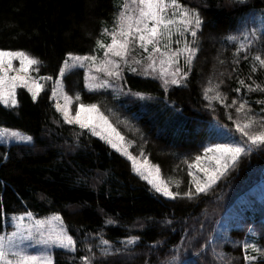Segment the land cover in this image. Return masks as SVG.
<instances>
[{"label":"trees","instance_id":"16d2710c","mask_svg":"<svg viewBox=\"0 0 264 264\" xmlns=\"http://www.w3.org/2000/svg\"><path fill=\"white\" fill-rule=\"evenodd\" d=\"M181 2L196 8L204 21L198 33L199 51L186 88L174 89L166 98L154 83L131 76L125 67L119 84L127 92L137 91L157 98L152 104L139 100L129 105L121 92L114 89L106 94L89 92L84 87L80 70L67 73L70 95L75 98L79 93L80 102L99 104L103 114L125 137L130 153L137 157L144 155L160 169L161 178L170 190L181 195L173 200L156 193L133 170L126 156L100 138L91 137L87 130L77 139L81 130L63 122L50 99L51 81L43 80L44 87L35 102L27 90L18 88L17 108L0 105V128L34 137L32 144H0V231L11 226L13 214L32 211L35 217L44 218L59 213L77 241V250L56 249L54 264H84L80 259L83 255H92L96 264H173V256L177 258L175 264H183L184 260L201 264L202 258L196 254L208 242L212 234L209 230H213L215 221L233 207L232 218L225 219L231 229L224 236L250 245L263 243L264 187L254 188L256 191L252 195L245 187H237L251 171L250 165L252 169L263 165L260 162H264V153L257 154L258 157H244L238 167L222 177L207 194L188 199L183 193L189 190L192 180L188 164L196 155H203L204 146L240 139L233 120L243 122L246 117L244 113H236L238 104L228 108L225 104H231L233 98H243L248 101L245 111L250 107V115L264 114L261 113L264 104L257 103L264 101V91H249L238 83L243 79L245 84L264 87V69L257 65V71L251 72L252 56L264 49V45L258 38L249 51L234 55L238 42L225 39L232 34L243 40L245 30L253 28L258 30V37H264V17L256 11L264 10V0H248L244 5L233 4L231 0ZM120 3L122 0H0V48L25 50L38 58L41 64L38 72L36 66L33 67L30 72L33 77H56L66 53L92 54L97 39L110 41L107 34L101 35V29L112 30L113 17L118 10L114 5ZM215 38L219 41L215 42ZM140 53L137 50L138 58ZM95 54L102 57L103 51L97 49ZM260 54L264 55V51ZM237 87L241 88L239 93L234 91ZM206 88L213 89L209 96L218 90L227 99L223 104L205 99ZM110 103L115 108L109 107ZM106 108L111 109L107 111ZM122 114L134 128L127 124ZM197 126L200 128L198 134L195 132ZM166 149L176 151L175 162L163 156ZM192 171L203 178V173ZM209 201L220 205L213 211L214 220L205 221L204 216L201 217L199 225L205 229L202 232L191 224L200 220L197 209L204 208L203 204ZM132 236L139 240L128 244ZM194 236L199 249L171 250L190 244ZM104 239L109 245H103ZM105 248L107 252H102ZM134 250L141 255L125 262L120 260ZM208 252L206 257L212 258ZM229 252L237 264H246L243 247L239 245L234 253L233 249ZM248 253L258 256L256 264H264V256L252 248Z\"/></svg>","mask_w":264,"mask_h":264},{"label":"snow or ice","instance_id":"6c2138e0","mask_svg":"<svg viewBox=\"0 0 264 264\" xmlns=\"http://www.w3.org/2000/svg\"><path fill=\"white\" fill-rule=\"evenodd\" d=\"M231 2L244 5L248 0H231ZM114 7L118 10L113 17L112 30L109 31L106 27L101 29V35L107 34L110 41L103 42L97 39L92 54L66 53L54 80L52 76L33 77L29 74L33 66H36L37 72L39 71L41 61L27 51L0 48V105L9 109L17 108L18 88L26 89L35 102L43 89V85L38 81L53 80L50 99L57 101L54 105L55 109L61 114L65 124L79 127L81 133L77 134V139L84 130L90 132L92 136H98L117 152L125 155L131 161L133 170L146 180L156 193L175 200L181 193L170 190L168 183L160 178V169L149 167L146 161L138 162L137 157L125 146V137L109 123L96 103L80 102L79 93L73 98L64 91L63 77L68 71L84 69V87L89 92L108 88H113L115 91L113 81L123 80V65L133 73L142 72L144 75H152L158 72L165 92L170 85L186 86L184 81L187 80L199 51L198 33L202 30L204 21L196 8L189 7L181 0H122V3ZM256 11L264 17V10L256 9ZM258 38L264 45V37H258V30L255 28L245 30L243 40L232 34L225 37L227 41L238 42L234 55L241 51H249L250 46L256 43ZM173 44L176 47H173ZM97 49L103 51L102 57L95 54ZM137 49L141 50L139 58ZM261 51L264 49L258 50L257 54L252 56L251 72L257 71V65L260 69H264V55L260 54ZM181 58L187 70L180 66ZM244 59L247 60L248 56L245 55ZM14 61L19 62L18 68L14 67ZM10 73L14 74L10 75ZM93 73H103L104 78ZM238 83L249 91H264L261 85L255 84L254 87L253 84H245L243 79ZM218 87L219 85L217 89ZM212 91L211 88L204 90L205 99L217 100L223 104L227 99L226 95L217 90L214 95L209 96V92ZM234 91L239 93L241 88L237 87ZM133 95L141 99L145 98L143 93L137 92ZM61 99L63 103L59 102ZM73 99L78 102L74 114ZM257 103L264 104V101ZM237 104L239 106L235 108L236 113H244L246 117L243 122L239 119L233 120L235 133L240 135V139L211 142L203 147V155H196L188 164V175L192 180L189 190L183 193L188 199L207 194L222 177L235 170L244 157L254 151H264V114L258 117L250 115V107L245 111L248 101L243 98H233L231 104H225V108ZM261 113H264V107L261 108ZM228 118L232 120L231 114ZM231 131L229 129V132ZM12 141L17 144H32L34 137L21 134L18 130L0 128V144ZM193 169L197 173H203V178L194 174ZM11 221L13 230L0 231V264H54L56 249L68 252L77 250V241L69 233L59 213L36 219L32 211H24L13 214ZM138 240L139 237L132 236L128 238L127 243L133 244ZM102 243L107 246L110 242L104 239ZM249 248L262 256L264 250L255 244L244 243V261L246 264H256L258 256L249 255ZM101 251L107 252V249ZM88 252H92L91 247L88 248ZM218 255L224 259L223 253ZM80 259L84 264H96L92 255H83ZM176 259L175 256L172 257L173 264ZM224 264H231V260H225Z\"/></svg>","mask_w":264,"mask_h":264},{"label":"rangeland","instance_id":"374dc122","mask_svg":"<svg viewBox=\"0 0 264 264\" xmlns=\"http://www.w3.org/2000/svg\"><path fill=\"white\" fill-rule=\"evenodd\" d=\"M188 1V0H187ZM192 1H194V0H192ZM240 31V30H239ZM190 37V36H189ZM199 38V37H198ZM189 40H191V37L190 38H188ZM216 40L217 41H219L218 39H214V41L216 42ZM138 51H141V50H139V49H137ZM182 59V58H181ZM13 64H14V67H16V68H18L19 67V62L18 61H14L13 62ZM61 66V65H60ZM133 66H136V65H133ZM180 66L182 67V68H185V70H187L186 69V67H185V65H184V63H183V59H182V63L180 64ZM34 67V66H33ZM122 67H123V69H126L123 65H122ZM60 68V67H59ZM76 70H80L81 71V73H83V77H84V69H76ZM127 71H129V70H127ZM30 72H32V69L30 70ZM58 72H59V69L57 70V72H56V74L58 75ZM69 72V71H68ZM67 72V73H68ZM130 72V74H131V76H135L136 78H139V79H141L142 81H150V82H152V83H154L158 88H160L161 90H162V92H163V94H164V96L166 97V98H168V96H167V94L169 93V92H172L174 89H177V88H186V86H175V85H170L169 86V88H168V91L167 92H165V90H164V87L162 86V81H161V79L159 78V73L157 72V73H153L152 75H144L142 72H137V73H133V72H131V71H129ZM66 73V75L63 77V85H64V91L65 92H67V94L69 95V96H71L70 95V93L67 91V90H70L69 89V87H68V85H67V81H68V79H69V73L67 74ZM12 74H14V73H10V75H12ZM30 74V73H29ZM93 74H96V75H100L102 78H104L103 77V73H93ZM31 76H32V74H30ZM57 75H56V77H57ZM56 77H53V80L56 78ZM53 80H50L52 83H51V85H50V93H51V89H52V85H53ZM39 83H41L42 85H43V87H44V82H43V80H40V81H38ZM113 83L114 84H116V86H115V91L117 92V93H119V80H115V81H113ZM184 85H186V81H184ZM23 90H26V89H23ZM110 90H113V88H108V89H101L100 91H96L95 93H104V94H106V92H108V91H110ZM49 91V90H48ZM121 92V94H122V96L125 98L124 100H126V104H129V105H131L132 103H135V102H138L139 100H144V101H146V102H149V103H151L152 104V102L154 101V100H156L157 98L156 97H154V98H151V96H150V94H146V93H143L144 94V97L145 98H143V99H141V98H139V97H137V96H135V95H133L134 93H137V91H131V92H127L126 90H122V91H120ZM92 94L94 93V92H91ZM139 93H141V92H139ZM53 100V104L55 105V103L57 102L55 99H52ZM162 101H164V100H162ZM60 103H63V100L61 99L60 101H59ZM164 103H166L165 101H164ZM167 104V103H166ZM76 105H77V103H76V101L73 99V103H72V108H73V114H74V109H75V107H76ZM110 106L109 107H113V108H115V105H112L111 103L109 104ZM168 105V104H167ZM55 107V106H54ZM98 107L100 108V110L102 109L101 107H100V105L98 104ZM117 107H119V106H117ZM107 109V111L109 110V109H111V108H106ZM121 111H124V109L123 108H121L120 109ZM101 112H103L102 110H101ZM128 112V111H127ZM128 113H131V112H128ZM60 114V113H59ZM61 115V114H60ZM123 116L122 117H124V118H126V120H127V124L130 126V127H133V125L130 123V120H128L127 119V116H124L125 114H122ZM132 117V116H131ZM128 118H130V117H128ZM133 118V117H132ZM109 123H111L110 121H109ZM66 125H68V124H66ZM111 125L114 127V125L111 123ZM69 126H74V125H69ZM78 127V126H77ZM79 128V127H78ZM115 128V127H114ZM134 128V127H133ZM12 130H14V129H12ZM199 131H200V128H199V126H197V128H196V130H195V132H196V134H198L199 133ZM21 134H26V133H22V132H20ZM88 134H90L91 135V133L90 132H88ZM91 137H94V138H96V137H98V136H92L91 135ZM99 138V137H98ZM103 142H105L104 140H103ZM13 143H16L15 141H12V142H10V143H3V144H6V145H9V144H13ZM106 143V142H105ZM107 144V143H106ZM124 144H125V146L127 147V142H126V140L124 141ZM108 145V144H107ZM108 146H110V145H108ZM111 147V146H110ZM112 148V147H111ZM113 149V148H112ZM113 150H115V149H113ZM167 150V149H166ZM116 151V150H115ZM128 151H129V148H128ZM130 152V151H129ZM120 153V152H119ZM262 154V153H264V151H259V152H257V151H254L253 153H251L249 156H247L248 158H252V157H258V156H256L257 154ZM122 154V153H121ZM176 151H174V149H168L167 151H165L164 153H163V156H166V157H168V159H171L172 161H176L177 160V158H175L176 157ZM124 157H125V155H123ZM141 157H137V159H138V162H144V161H146L147 162V164H148V166L149 167H156L155 165H153V164H151L148 160H147V158L144 156V155H140ZM251 156V157H250ZM164 161V160H163ZM260 163H262L263 165H261L260 166V171H259V169H252V167H251V165H250V167H249V171L250 172H248L247 173V175L245 176V178H243L242 180H240L239 182H238V189L240 188V187H245L247 190H246V192H248L249 191V193L248 194H250V195H252L255 191H256V189H254V188H257V187H264V162L263 161H261ZM165 164L167 165V167H168V161H166L165 162ZM174 166H175V164L174 163H172ZM177 166V165H176ZM166 167V171L168 170V168ZM259 171V172H258ZM160 178H161V175H160ZM162 180H163V178H161ZM255 180V181H254ZM251 181H253L252 183L253 184H251L248 188H247V184L248 183H251ZM236 188V189H237ZM234 190V192L232 193V195H234L235 193H236V191L238 190ZM216 203V202H215ZM215 203H213L212 201H209V202H206V204H203L204 205V208L202 207L201 209L199 208V209H197V211H199V214H198V219L200 218V220L198 221L197 220V218H195V220H197V222H192V224H191V226H195V227H197L198 228V230L199 231H202V232H204L205 231V229L202 227V226H200L199 225V222H200V224H201V217L202 216H204V218H205V221H209V220H214V215H212L214 212V209H215V207H217V206H219L220 204H215ZM233 208V207H232ZM232 208H228L226 211H225V213L224 214H222L221 216H220V220H216L215 221V224H216V226L215 225H213V230H209V231H211V233L212 232H214L215 231V236H217V237H210V235H209V237L207 238L208 239V241L209 242H206V245L205 246H203V247H201L200 249H199V243L197 244L196 243V238H195V236L194 237H192L191 239H190V241H191V243L190 244H186V245H184V246H178V248H177V250L176 249H174V248H171V250H173V251H180V252H182V251H184V250H186V249H188V251L189 250H197V249H199L198 250V252H197V254H196V256L197 257H200V258H202V263L201 264H224V262H225V260H228V259H230L231 260V264H237V262L235 261V259L233 258V256H232V254H231V252H229V251H231L232 249H233V253H234V251L237 249V247L240 245L241 247L243 246V244H242V242H240L239 240L237 241L236 240V238H231V237H226V236H224V235H226V231H228V230H230L231 229V227L229 226H227L228 225V223L227 222H225V219L227 218V219H231L232 218V216H231V210H232ZM229 213V214H228ZM52 214H50L49 216H51ZM36 219H41V218H37V217H35ZM11 224H12V221H11ZM165 228V227H164ZM236 228V227H235ZM11 230H13L12 228L9 230V231H11ZM176 232V230L173 232V233H171V234H174ZM201 236H203V234L202 235H199L198 236V241H201ZM164 243H166V241H164ZM214 243V244H213ZM213 244V245H212ZM210 245V246H209ZM207 246V247H206ZM257 246L258 247H260L262 250H264V241H263V243H259V244H257ZM160 247L161 246H158V249L160 250ZM225 248H226V250H225ZM225 250V251H224ZM135 252L134 253H131V254H126L125 256H124V258L123 259H120V260H122V261H124L125 262V260H129V259H131V258H136L137 256H140L141 255V252H139L138 250H134ZM137 251V252H136ZM208 251H210V252H208ZM207 252L212 256V258H210L209 256L208 257H206L207 256ZM219 253H223L224 254V259H221V257L218 255ZM119 260V259H118ZM244 263H245V261H244ZM168 264H170V263H168Z\"/></svg>","mask_w":264,"mask_h":264}]
</instances>
